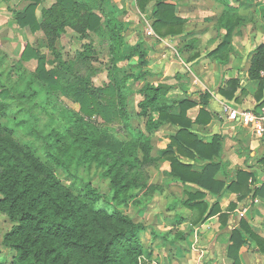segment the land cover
<instances>
[{
    "label": "trees",
    "instance_id": "1",
    "mask_svg": "<svg viewBox=\"0 0 264 264\" xmlns=\"http://www.w3.org/2000/svg\"><path fill=\"white\" fill-rule=\"evenodd\" d=\"M99 1L103 3L105 0ZM151 1H155L151 25L156 38L179 34L183 21L175 15L173 4L163 0H136V5L143 11ZM219 1L224 6L220 22L226 32L220 44L209 53L211 56L222 53L230 45L234 28L243 22V16L231 4V0ZM24 2L26 6L23 11L16 13L14 23L19 27L29 26L33 32L42 29L51 48L64 34L66 26L85 35L87 31H97L102 19L96 10L75 0H55L54 6L43 11V22L35 26V10L41 0ZM104 18L114 24L110 33L111 49H119L123 40L117 17L113 13H107ZM140 48L141 45L130 53L139 51L140 63L144 64L145 56ZM20 58L23 61L32 58L37 60L35 76L41 82L42 88L59 91L63 96L73 98L78 104L77 117L80 122L97 117L107 124H125L131 134L128 141H117L107 136L99 139L98 146L108 156L117 155L124 159V163L126 161L133 166L130 157L136 160L135 154L139 149L148 165L155 162L156 159L149 153V133L164 122H169L180 126V129L162 150L161 158L170 161V174L178 178L177 182L195 183L216 199L227 187L224 182L214 179L218 164L213 163L212 157L219 152V138L214 137L209 143H201L189 132L191 121L186 117V112L194 103L187 98L177 101L168 98L170 85L146 83L141 87L143 99L138 103V118L146 133L136 135L128 124L126 99L129 91L126 83L129 78L138 80L139 76L119 78L117 73H114L106 86L93 89L86 85L85 78L76 77L75 80L69 81L65 75H60L55 70H46L45 58L39 56L30 45L25 46ZM260 71L264 72V43L259 44L252 55L250 77L260 78ZM61 80L66 83L63 84ZM31 84L32 81H29L25 88L19 90L2 83L0 79V116L14 104L18 106V112L23 114V117L18 119L0 121V212L14 223L2 240L4 246L14 251L10 264H56L65 249L80 250L89 254L96 264H135L136 256L143 252L139 232L144 228V224L134 221L117 208L106 216L94 211L93 204L101 200L104 194L90 182L81 180L80 189L74 192L70 186L57 179L54 174L57 169H64L71 174V169L77 166L80 158L74 159L66 153L67 149L62 150L55 134L44 133L38 128L32 109L26 105L39 93ZM234 89L235 87L231 86V92ZM262 91L261 84L256 96L259 97ZM203 96L209 95L205 93ZM174 107H179L177 115L171 113ZM153 112H158L157 120H153ZM204 115H207V118L203 120L201 117ZM209 118V114L200 109L195 121L207 122ZM17 132L24 133L31 140L21 143L15 138ZM186 148L194 150L200 156H203V150H209L208 156H204L210 161L204 167L205 173L192 171L189 165L180 163L174 157L175 153H185ZM37 152H40L42 157ZM113 164H116V161ZM247 178L248 174L239 171L237 181L227 188L246 196L249 193ZM124 189V184L117 187L113 197L121 195ZM186 194L187 199L182 205L198 210L193 224L220 212L218 203L213 204L207 211V205L202 201L203 193ZM229 209H232V205ZM224 215L225 213L220 214V217ZM39 235L47 238L46 243H39ZM247 236L253 238L259 251L264 253V239L256 236L247 223L241 220L239 227L232 230L228 250L229 257L235 262L238 261L239 248L245 244Z\"/></svg>",
    "mask_w": 264,
    "mask_h": 264
},
{
    "label": "crops",
    "instance_id": "2",
    "mask_svg": "<svg viewBox=\"0 0 264 264\" xmlns=\"http://www.w3.org/2000/svg\"><path fill=\"white\" fill-rule=\"evenodd\" d=\"M75 1L99 13L102 19L97 31H87L85 35H82L66 26L64 34L51 48L46 42L42 29L33 32L29 26H18L28 30L32 36L35 33L43 36L45 46L53 56L52 64L48 61V54L44 55L36 45L25 43L24 48L30 45L37 52L39 51L45 58L46 70H55L60 75L81 77L76 65L77 62H83L91 72L83 74V77L87 78L88 75H94L97 71L92 69L93 65L89 64L96 60L98 53L96 45L99 41L102 42L100 45L103 44L105 49L107 47L108 52V66L104 70L105 76L109 77L106 85L114 73H117L119 78L139 76L138 80L128 79L138 84L136 90L132 91V88H129V82L126 83L129 91L126 107L133 103L132 99L135 95L134 108L139 122L138 103L143 99L141 87L146 83L170 85L171 88L167 92L168 98L176 101L187 98L194 103L186 112V117L191 121L189 132L201 143H209L214 137L219 138V152L212 157L213 163L218 164L214 179L224 182L228 187L237 181L239 171L248 174L246 184L249 193L246 196L226 187L216 199L195 183H179L178 178L170 174V161L162 159L161 152L180 126L164 122L157 129L152 130L148 141L149 153L156 161L149 165L158 174V184H162L155 187H158L155 194L159 204L163 205V209L151 215L150 223L144 224V228L139 232L143 259L147 261V264H264V253L259 251L257 242L249 236L245 244L239 248L237 262L228 255L232 230L239 227L241 220L247 223L256 236L264 239V135L256 134L249 125L231 121L228 119L227 111V109L259 110L264 106V72H259L260 78L250 77L251 58L259 44L250 50L252 51L250 55L246 54L244 44L247 38L241 39L242 43H239L238 27L242 25L239 24L232 32L231 48L229 45L222 53L211 56L209 53L220 44L226 32L220 22L224 11L223 4L219 0H163L175 6V15L183 21L179 34L160 38L150 36L151 40L146 39L148 36L144 37L140 32L141 24L134 21V16L129 17L125 13L123 21L116 18L119 23L118 28H121L119 31L123 42L119 49L112 50L110 33L114 24L106 21L104 17L107 13L123 10L113 8V3L117 1L105 0L103 3L99 0ZM20 2H23L24 6L15 12L13 21L16 13L23 11L26 6L24 0H18L17 4ZM231 4L237 10L239 9L235 0H231ZM54 5L55 0H41L35 10V26L43 22V11ZM7 8L13 11L11 7L7 6ZM135 8L145 19H152L155 1L149 2L141 11L135 0ZM262 8L264 9V6ZM261 13L264 14V10L254 15L259 17ZM248 23L250 24L251 21L249 20ZM149 28L152 29L151 25ZM87 36L90 42L87 45L83 43L82 51H76L70 60L64 58L61 47L59 50L56 49L62 39L64 41L79 40V38L82 40ZM139 45L144 52V64L140 63L139 51L130 53ZM32 60L37 62L34 58L25 62ZM20 61L24 62L21 58ZM112 63L115 65L113 66ZM133 67L134 71L131 70ZM261 84L263 91L257 97V90ZM231 86L235 87L233 92H231ZM205 93L209 96H203ZM230 94L231 96H228ZM130 95L132 96L129 98ZM200 109L209 114V121H195ZM171 113L177 115L179 107H174ZM152 117L153 120H157L158 112H153ZM201 118L204 120L207 115ZM154 137L157 145L155 148ZM208 154L209 150H203V156H200L194 150L187 149L183 154L175 153L174 157L180 163L189 165L192 171L205 173L204 167L210 161L204 156ZM187 192L203 193L202 201L206 203L207 211L213 204L218 203L220 212L193 224L198 210L182 205L187 199ZM231 205L232 209H229ZM223 213L225 215L220 217Z\"/></svg>",
    "mask_w": 264,
    "mask_h": 264
},
{
    "label": "rangeland",
    "instance_id": "3",
    "mask_svg": "<svg viewBox=\"0 0 264 264\" xmlns=\"http://www.w3.org/2000/svg\"><path fill=\"white\" fill-rule=\"evenodd\" d=\"M18 0H0V79L14 89H23L29 81H32L31 87L39 93L28 102L26 105L32 109V113L37 119L38 128L44 133L55 134L59 139V146L62 150L67 149L66 153L75 158H80L77 166L71 169V174L64 169H57L54 174L62 183L70 186L74 192L80 189L81 180L90 182V184L97 188L104 197L93 204L94 211L106 216L114 211L115 208L121 210L124 215L130 217L136 222L142 224L150 223L149 217L155 213L161 212L163 205L159 204L157 196L158 190L155 188L159 183L157 172L148 165V162L143 160V153L137 150L135 158L130 157L131 164L123 162L119 156H108L106 152L98 146L99 139L108 137L117 141H128L131 134L128 132L125 124H107L97 117H92L88 120L80 122L77 117L78 104L70 96H63L59 91H48L42 88L40 81L36 79L35 67L37 62L32 60L29 62H21L20 56L25 43L34 44L39 48V51L48 54V61L52 64V54L45 46L43 36L40 33L29 34L28 30L19 28L14 25V14L16 11L23 8V2L17 4ZM46 1V0H45ZM113 3V8H120L114 15L123 21L125 13L129 17H135L134 21L141 24L142 35L151 40V34H148L149 26L152 19H145L139 14L135 8V0H116ZM238 3V13L243 16L242 25L238 28V35L241 39L247 38L246 54L250 55L251 49L258 44L264 42V14L261 13L259 17L254 13L264 10V0H235ZM48 5V3H47ZM128 5V6H127ZM8 7H11V12ZM96 7V6H95ZM128 7V8H126ZM127 10H126V9ZM249 20L251 23L249 24ZM256 21V22H254ZM13 22V23H12ZM131 24V23H129ZM255 24V27H254ZM246 26V27H245ZM152 27V25H151ZM248 27V28H247ZM154 33V31H152ZM156 35L154 33V36ZM64 42V46L63 45ZM90 42L87 36L84 39L77 40H61L60 44L56 46L59 50L61 47L65 59L70 60L74 57L76 51H82L83 43L86 45ZM98 42L96 50L98 51L95 61L89 65H93L92 69L97 71L94 75L87 76L86 85L90 88L97 89L106 86L109 77L105 76V67L108 66V52L107 47L100 45ZM86 48H88L86 46ZM231 48V44H230ZM163 52V49L160 48ZM165 50V49H164ZM38 51V53H39ZM160 51V52H161ZM65 52V55H64ZM39 56L41 54L39 53ZM94 57V56H93ZM77 60V57H75ZM81 77L83 74H90L91 72L86 68L85 63L77 62ZM131 66V65H129ZM126 69V67L124 68ZM131 70H135L133 67ZM68 72V71H67ZM77 74V75H78ZM66 75V74H65ZM76 75V74H74ZM67 80H75L70 75H66ZM84 78V77H83ZM78 79V78H77ZM66 80V81H67ZM65 84V80H61ZM129 88L132 91L138 88V84L134 81H128ZM132 95L129 96V98ZM128 98V99H129ZM136 101L135 95L132 99V104H128L127 110L129 113L128 124L132 127V132L136 135L145 134L146 131L142 123H140L135 114L134 103ZM16 104L7 108L5 114L0 116V121L5 122L13 118H21L23 114L18 112ZM151 133H149L150 135ZM15 138L21 143L30 141L31 139L22 132H17ZM154 148L155 137L153 138ZM157 143V141H156ZM86 149V152L84 150ZM41 154L40 152H37ZM42 157V154H41ZM142 160V161H141ZM116 161V164H113ZM117 173V174H116ZM115 174V175H114ZM78 176V178H77ZM124 184L125 189L121 195H114V190L120 185ZM14 223L8 217L0 212V264H10L14 255V251L3 245L2 240ZM39 243H46L47 238L39 235ZM143 253V252H142ZM67 259V260H65ZM128 260V259H127ZM66 261V262H65ZM56 264H96V261L91 255L85 254L82 251L65 249L62 255L55 262ZM135 264H147L143 259L142 254L136 256ZM118 264H123L119 262Z\"/></svg>",
    "mask_w": 264,
    "mask_h": 264
},
{
    "label": "built area",
    "instance_id": "4",
    "mask_svg": "<svg viewBox=\"0 0 264 264\" xmlns=\"http://www.w3.org/2000/svg\"><path fill=\"white\" fill-rule=\"evenodd\" d=\"M148 34L154 36L152 30ZM228 119L233 122L249 125L258 135H264V106L259 110L255 109H227Z\"/></svg>",
    "mask_w": 264,
    "mask_h": 264
}]
</instances>
